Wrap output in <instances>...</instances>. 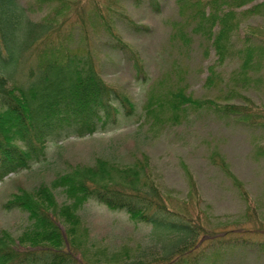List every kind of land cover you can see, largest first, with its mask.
<instances>
[{
	"label": "rangeland",
	"instance_id": "374dc122",
	"mask_svg": "<svg viewBox=\"0 0 264 264\" xmlns=\"http://www.w3.org/2000/svg\"><path fill=\"white\" fill-rule=\"evenodd\" d=\"M195 1L19 0L34 22L56 19L55 42L64 41L77 57H90L103 82L130 97L135 112L87 137L68 131L47 143L44 161L6 177L0 183V233L8 231L17 239L29 224L18 210H2L9 195L20 189L50 186L59 174L77 165L93 166L98 159L127 167L144 158L148 182L174 209L186 201L189 210L198 207L205 232L200 241L215 236L224 242H202L190 264H264V0L226 6L239 31L221 64L211 40L192 32L198 22ZM105 22L127 45L125 52L114 44ZM244 41L254 52L247 72L242 71ZM136 54L142 66L138 76L132 62ZM211 67L216 74L210 85ZM177 88L200 101L250 104L254 125L234 124L208 109L190 107L176 122L165 114L166 122L153 125L145 117L150 95ZM53 193L59 204L66 202L60 189ZM78 216L88 229L90 256L93 249L127 250L141 264H181L163 258V247L171 249L173 238L159 240L149 226L132 222L124 212L90 201Z\"/></svg>",
	"mask_w": 264,
	"mask_h": 264
},
{
	"label": "trees",
	"instance_id": "16d2710c",
	"mask_svg": "<svg viewBox=\"0 0 264 264\" xmlns=\"http://www.w3.org/2000/svg\"><path fill=\"white\" fill-rule=\"evenodd\" d=\"M178 1L182 4L187 0ZM250 1L194 2H198V22L192 32H200L211 40L220 64L230 53L231 37L239 31L233 10L226 6L232 2L240 8ZM29 11L19 0H0V183L44 161L47 143L64 137L68 131L78 138L87 137L135 112L130 97L103 82L90 57H77L64 41L55 42L56 19L37 23L29 17ZM104 24L114 44L125 52L127 45L112 26ZM245 35L250 36V31ZM253 54L244 41L242 71L250 69ZM132 62L138 76L142 66L137 54L132 55ZM210 72L207 83L211 85L216 73L212 67ZM144 107L145 117L153 120V125L167 120L176 122L189 107L208 109L234 124L249 127L256 118L250 104L240 107L200 101L186 95L182 88L159 96L151 94ZM165 114L170 117L166 121L162 120ZM147 162L143 158L139 164L118 167L98 159L93 166L77 165L59 174L50 186L38 185L9 195L2 210H18L26 215L29 224L17 239L8 231L0 233V264H141L127 250L107 253L93 249V255H89L88 229L78 212L90 201L110 212H124L132 222L149 226L159 240L173 238L171 249L163 247L165 260L173 258L190 264L202 242L224 245L215 236L200 241L205 232L198 207L196 211L189 210L186 201L184 207L174 209L168 197L148 182ZM57 189L66 198L63 204L53 193Z\"/></svg>",
	"mask_w": 264,
	"mask_h": 264
}]
</instances>
